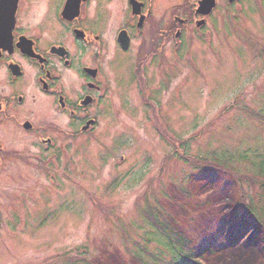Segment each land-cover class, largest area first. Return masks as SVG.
Segmentation results:
<instances>
[{
    "label": "rangeland",
    "instance_id": "rangeland-1",
    "mask_svg": "<svg viewBox=\"0 0 264 264\" xmlns=\"http://www.w3.org/2000/svg\"><path fill=\"white\" fill-rule=\"evenodd\" d=\"M232 4L219 0L205 41L185 31L177 58L164 49L143 65L144 86L134 50L115 49L104 67L111 83H101L110 93L90 107L97 117L91 132H74L67 116L50 112L61 123L48 132L55 142L45 151V130L0 129V264H175L180 257L146 212L170 220L190 250L207 247L202 264H264V230L241 219L236 206L247 193L255 207L264 204L258 185L246 181H259L250 176L252 164L234 161L230 173L185 162L170 138L205 161L215 153L218 160L264 155V0ZM111 14H95L90 27ZM110 23L112 35L120 25ZM145 246L147 253L139 250Z\"/></svg>",
    "mask_w": 264,
    "mask_h": 264
},
{
    "label": "flooded vegetation",
    "instance_id": "flooded-vegetation-1",
    "mask_svg": "<svg viewBox=\"0 0 264 264\" xmlns=\"http://www.w3.org/2000/svg\"><path fill=\"white\" fill-rule=\"evenodd\" d=\"M117 1L0 0V129L11 135L17 129L45 130L46 137L39 139L45 151L55 142L48 132L61 123V117L50 112L67 116L74 132H91L97 117L90 107H98L110 93L101 83H111L104 67L112 62L115 49L134 50L129 55L140 66L156 62L164 49L176 56L178 47L186 44L185 31L204 37L209 16L219 7V0L209 13L198 8L201 0L170 5L161 0ZM101 11L111 17L104 24L102 16L96 17L101 27L93 29L91 18ZM113 19L120 27L111 35Z\"/></svg>",
    "mask_w": 264,
    "mask_h": 264
},
{
    "label": "trees",
    "instance_id": "trees-1",
    "mask_svg": "<svg viewBox=\"0 0 264 264\" xmlns=\"http://www.w3.org/2000/svg\"><path fill=\"white\" fill-rule=\"evenodd\" d=\"M173 152L176 156H178V158L180 157L178 155V153L176 152L175 147L173 148ZM216 155L218 157L220 156V154L215 153V156L210 158L211 160H213V162L205 161L206 159H203L201 157L193 158L191 156H188V154H184L183 157H180L179 159L183 160L185 162H187L189 160L190 161H196L195 163L200 165V166H206V167L213 168V169L217 168V167H221V168H223V170L225 172H227V170H229L230 173H232L234 170L232 165H229L230 163H233L234 161H239V162L244 164L245 162L248 161V162H250V165L252 164V167H253L252 169L254 171V172L250 171L251 172V175H250L251 178L254 177L256 180H259V181L253 182L251 180H246V179L245 180L247 182H249L251 189H253V190L255 189V183H256V185H258V187H259V190L263 193V196H264V182L262 180V177L264 178V155H262V154L258 155L259 157L257 158L256 161L249 159L245 155L244 156H238L237 158H234V156H232V154L227 156V157L222 156L221 157L222 159H220V160H223V161H220V160H218V157ZM215 157H216V159H215ZM239 175L245 177L247 174H239ZM235 177H236V180L238 182L240 181L243 183V180L240 179V177H238V176H235ZM246 181H244V182H246ZM248 187H249V185H248ZM261 194H258L259 196H256L257 194L255 195V197H257L256 198L257 202L261 199V197H262ZM263 199L261 202H263ZM238 203L239 204H237L236 206L241 208L240 209V211H241L240 215L248 216V218L251 217L255 221L257 220L259 222L258 226H260V228L264 230V205L259 206V207H255L254 197L249 198L248 193H247V198H246V195H245V198H243V196L240 197ZM253 211L256 215L254 213L250 214V212H253ZM143 216L146 217V219L149 222V225L151 226V228L154 229L156 234L158 233L160 236L165 237L167 239V242L169 243L168 246L172 249V252L175 255V257L178 258L179 257L178 255L180 253H183V255L187 256V257H194L195 250L194 249L190 250V248H189V244H191L190 240L188 239V237L183 232H181L176 227H174L171 224L170 220H169V222L166 221L164 223L159 222L156 219L155 214L153 212H152V214H151V212H148V213L146 212L145 214H143ZM244 224H245L244 220L241 222V224L239 223V226L236 228V231L234 233V240L238 239V236H239L240 231L243 228L242 226ZM139 250L144 252V253L148 252L147 246L140 247ZM189 263L190 264H198V261H196L192 258V260H190ZM175 264H188V263L186 261L179 259Z\"/></svg>",
    "mask_w": 264,
    "mask_h": 264
},
{
    "label": "water",
    "instance_id": "water-1",
    "mask_svg": "<svg viewBox=\"0 0 264 264\" xmlns=\"http://www.w3.org/2000/svg\"><path fill=\"white\" fill-rule=\"evenodd\" d=\"M212 5L213 0H203L202 2H200V7L202 11H205L207 8L212 7Z\"/></svg>",
    "mask_w": 264,
    "mask_h": 264
}]
</instances>
